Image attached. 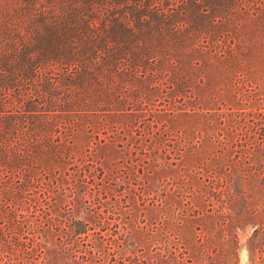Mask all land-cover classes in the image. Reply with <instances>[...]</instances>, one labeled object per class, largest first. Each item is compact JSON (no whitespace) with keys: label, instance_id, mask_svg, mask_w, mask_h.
I'll return each mask as SVG.
<instances>
[{"label":"trees","instance_id":"16d2710c","mask_svg":"<svg viewBox=\"0 0 264 264\" xmlns=\"http://www.w3.org/2000/svg\"><path fill=\"white\" fill-rule=\"evenodd\" d=\"M262 61L264 0H0V264H51L45 251L59 247L55 238L93 236L72 213L75 192L86 217L97 216L89 186L105 176L109 158L145 156L160 145L169 151L160 137L168 139L177 115L237 104L242 82ZM120 141L131 145L122 152ZM212 149L210 160L227 154L232 162L228 145ZM263 162L247 163L243 176L264 183ZM228 168L223 163L201 186L195 174L179 175L204 188L189 207L231 209ZM183 196L165 198L169 207L150 231L154 252L134 257L136 264L212 263L217 250L206 243L197 253V239L177 250L170 227ZM85 240L68 245L76 252L71 263L123 264L105 237Z\"/></svg>","mask_w":264,"mask_h":264},{"label":"rangeland","instance_id":"374dc122","mask_svg":"<svg viewBox=\"0 0 264 264\" xmlns=\"http://www.w3.org/2000/svg\"><path fill=\"white\" fill-rule=\"evenodd\" d=\"M257 63L252 76L239 88L237 104H229L226 108L220 103L216 108L199 111L194 108L198 112L189 116L177 115L176 123L167 130L168 139L160 137V143L167 144L169 151L160 145L145 156L131 155L124 152L131 144L118 142L117 149L124 154L109 158L105 176L99 178L97 175L89 186L98 195L91 201V206L99 214L86 217L82 192L76 191L71 201L72 213L82 222L87 220L93 228V236L89 235L86 240L58 236L53 242L59 247L45 251L47 261L73 264L72 255L76 252L67 250L68 245L80 246L84 240L92 243V238L97 235L109 241L115 258L123 264H136L134 257H151L157 240L150 231L156 230L169 207V200L165 198L179 190L184 196L173 210L170 227L178 251L185 249L186 241L197 239L194 244L197 253L206 243L217 250L211 264H264V183L257 177H244L242 172L247 163L256 166L257 160L264 161V62ZM143 124L138 121L136 133ZM209 134H213L215 142L210 141ZM227 145L232 148V162L227 154L226 158L210 160L212 146L217 154L218 148ZM176 148L192 149L195 154L176 157ZM200 161L205 164L194 173L199 186L200 182L204 184L206 175L215 179L223 163L230 166L227 170L234 194L231 209L219 213L214 205L207 206V203L202 207H189V197L197 193L204 195V188L192 185L193 180L190 182L192 187H188L179 175L181 178L192 175L190 170ZM214 162L218 168L214 167ZM261 166L264 172V162ZM158 197L166 203H159ZM181 213L193 217L188 216L190 221L179 222L176 217Z\"/></svg>","mask_w":264,"mask_h":264}]
</instances>
